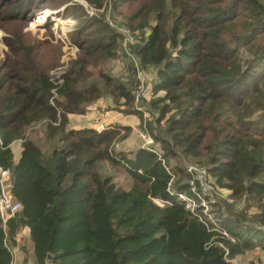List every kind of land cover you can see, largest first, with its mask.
Listing matches in <instances>:
<instances>
[{"label":"trees","instance_id":"1","mask_svg":"<svg viewBox=\"0 0 264 264\" xmlns=\"http://www.w3.org/2000/svg\"><path fill=\"white\" fill-rule=\"evenodd\" d=\"M43 1L0 0V168L21 204L0 216V264H11L23 228L33 264H208L264 252V0H83L102 11L93 17L65 6L57 15L78 21L69 37L78 55L58 79L59 60H40L46 43L24 31ZM116 60L119 76L108 68ZM147 71L153 96L135 103ZM102 98L137 117L152 147L118 149L131 133L120 125L67 129L68 115ZM185 163L229 193L219 191L211 220L178 198L200 203L191 182L202 195ZM118 170L127 189L114 183Z\"/></svg>","mask_w":264,"mask_h":264},{"label":"rangeland","instance_id":"2","mask_svg":"<svg viewBox=\"0 0 264 264\" xmlns=\"http://www.w3.org/2000/svg\"><path fill=\"white\" fill-rule=\"evenodd\" d=\"M65 5L58 4L57 0H44L42 4L38 7V9L34 10L30 17V21L27 23V26L24 28V31L28 33V37L31 39H35V41L46 43V45H41L38 48V53L40 55V60H44V63L48 62H54L55 60H59V66L55 69L51 70L50 76L54 79H58L60 77V74L64 73V70L68 66L69 62L71 60L76 59L78 55V51H75V46L71 43L69 37L71 36V33L76 29L78 21L75 18H71L68 14L64 15V13L59 16H54V20L51 21L49 19L41 22V19H38L39 14L45 11H57L60 10L62 7L77 4L79 8H81V11L84 15L88 17H93L97 14H101L102 11H97L93 7L92 12L94 15L89 16L87 13L90 10V7L83 1V0H65ZM84 5L87 6V8L84 7ZM80 12L77 16H79ZM71 13L74 14L73 11ZM46 18V17H45ZM48 22H50V25H47ZM49 26V27H48ZM125 29V28H123ZM7 33L0 31V60L3 59L5 53L7 52V46L4 43V39L7 37ZM129 37V36H128ZM124 43V41H123ZM125 45V43H124ZM108 68L111 70V72L117 76L121 75L124 70V63L121 60H116L115 62L111 63ZM141 74L137 75V79L139 81V84L136 88L135 95H138L140 92L139 87L143 86H149L151 87V81L153 79L154 73L152 71H147L145 73L140 72ZM142 75V76H141ZM141 84V85H140ZM142 89V88H141ZM152 89V87H151ZM143 92V91H142ZM148 92H145L146 99L149 101L152 96L150 94H147ZM105 99V98H104ZM144 99V100H146ZM146 100V101H147ZM148 113H145V117H148ZM129 120V119H128ZM126 121L129 124V121ZM98 119H96L98 129ZM125 123V124H127ZM103 128L102 130H104ZM131 129V133L128 135V137L121 142L118 145V149L123 150L125 152L134 151L138 148H149L152 147V142H148V135L143 133L138 126H134V129ZM101 130V131H102ZM151 139V138H150ZM152 141V139H151ZM187 169H191L192 173H195L196 176L199 177L201 181V185L203 187V195L208 196V200H200V203L193 202L191 204V209L196 212L197 207H203V214L205 217H207V220H211L212 217L210 216L209 212L211 210V203H213L216 198L219 196L220 192H224V194H229L226 190H219V191H213L212 189V181H205L204 173L202 167L197 165V163L193 164H184ZM188 171V170H187ZM114 183L119 188L127 189L130 185L129 179L125 176V174L120 170L114 172ZM202 196V195H200ZM229 202H232L230 200ZM254 208L249 209V215H252L254 212ZM239 211V210H238ZM240 212V211H239ZM212 222V221H211ZM20 248L22 249L24 247L25 252V264H31V258L28 255L27 251V245L25 244V239H22L21 243H19ZM259 259H262L261 261L264 262V252H262L259 249L253 250L251 252H246L245 254L241 255L237 259L233 260H227L230 264H247L252 260L253 262L259 261Z\"/></svg>","mask_w":264,"mask_h":264},{"label":"crops","instance_id":"3","mask_svg":"<svg viewBox=\"0 0 264 264\" xmlns=\"http://www.w3.org/2000/svg\"><path fill=\"white\" fill-rule=\"evenodd\" d=\"M96 119H98V129L96 128L97 123ZM129 119V120H128ZM129 121V124L126 121ZM127 123V124H125ZM140 121L135 116H127L123 115L115 110H113V103L109 98L99 99L94 105L89 107L87 112L83 115H68V130H82V129H94L96 131H101L103 128L110 127L112 125H120L123 127H128L134 129V126H138ZM11 152L13 154V160L16 163L19 160L21 153V142L16 141L10 146ZM22 239H25V244L27 245V253L32 261V246L29 240V230L27 228H23L16 236L14 237L15 244L11 246L12 259L14 264H25V252L23 253V249L20 248L19 243H21ZM240 257V256H239ZM238 258V257H237ZM235 258V259H237ZM262 259H259L254 264L262 263L264 264ZM250 262H253L250 260Z\"/></svg>","mask_w":264,"mask_h":264},{"label":"built area","instance_id":"4","mask_svg":"<svg viewBox=\"0 0 264 264\" xmlns=\"http://www.w3.org/2000/svg\"><path fill=\"white\" fill-rule=\"evenodd\" d=\"M85 8H87L86 5H84ZM92 9L90 7V10L91 11H88L87 13L89 14V16H92L94 15L93 12H92ZM60 10H57V11H45V12H41L39 15L41 14H45L46 15V19H49L51 21L54 20V16H57V13L59 12ZM61 12V11H60ZM44 20V21H45ZM122 32V34H124L125 36V39H124V43H133V40L132 38L130 37V33L127 29H123L121 28L120 30ZM129 36V37H128ZM75 51H78L77 47H75ZM62 74V73H61ZM60 74V75H61ZM138 74H141L140 72H138ZM142 76V75H141ZM141 85V84H140ZM142 88V89H141ZM140 89V92L138 95H135V103L138 102L140 99H146V96H145V92H148L147 94L150 96H153L152 94V89L151 87L149 86H146V87H139ZM143 91V92H142ZM147 100V99H146ZM148 101V100H147ZM148 142H152L150 137H148ZM1 144V143H0ZM188 172H191V169H187ZM204 173V172H203ZM198 177V176H197ZM199 178V177H198ZM200 180V179H199ZM200 186H201V191L203 190V187L201 185V181H200ZM10 187H11V182H10V174L8 171L6 170H2L0 168V216L3 220V222H6L9 218H11L15 213H17L18 211L21 210V204L14 201L12 196H11V193H10ZM190 191L192 193H194L198 199L201 200V196H198L197 195V191L195 189V186L194 184L191 182L190 183ZM203 192V191H202ZM203 195V193H202ZM179 200L184 203L186 205V208L190 209L191 211H193L191 209V204H193V200L192 199H189L187 198L186 196L184 195H179L178 196ZM159 204H162V202L158 201ZM11 264H14V261L12 259V262Z\"/></svg>","mask_w":264,"mask_h":264},{"label":"water","instance_id":"5","mask_svg":"<svg viewBox=\"0 0 264 264\" xmlns=\"http://www.w3.org/2000/svg\"><path fill=\"white\" fill-rule=\"evenodd\" d=\"M63 9H64V7H62V8L60 9V11L62 12ZM48 258H50L49 255H48ZM208 264H230V263L227 262V261H223V260H220V259H216V260H214V261L209 262Z\"/></svg>","mask_w":264,"mask_h":264}]
</instances>
